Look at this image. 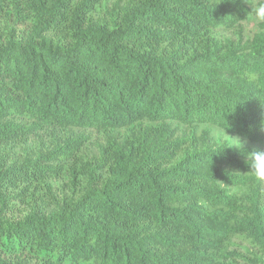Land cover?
<instances>
[{"label": "trees", "instance_id": "16d2710c", "mask_svg": "<svg viewBox=\"0 0 264 264\" xmlns=\"http://www.w3.org/2000/svg\"><path fill=\"white\" fill-rule=\"evenodd\" d=\"M103 1L73 8L71 0H35L46 27L68 28L73 42L0 47V143L41 127L105 131L176 121L215 126L264 149V29L245 44L192 47L210 30L244 22L250 1L136 0L111 31L86 22ZM167 133L147 129L136 149L114 148L104 182L69 208L12 225L15 240L84 264H227L235 239L264 254L262 183L249 176L241 149L181 156L183 141ZM83 144L67 141L8 175L24 183L56 176L61 168L48 163L74 159Z\"/></svg>", "mask_w": 264, "mask_h": 264}, {"label": "rangeland", "instance_id": "374dc122", "mask_svg": "<svg viewBox=\"0 0 264 264\" xmlns=\"http://www.w3.org/2000/svg\"><path fill=\"white\" fill-rule=\"evenodd\" d=\"M253 6L260 0H248ZM49 6V0H44ZM81 0H71L76 7ZM138 3L136 0H104L86 17V22L93 26H102L108 30L118 27L124 9ZM47 16L37 9L35 0H3L0 12V47L9 41L22 43L50 40L53 46L69 45L73 42V33L68 28L51 30L46 27ZM260 31L254 17L250 15L234 29L210 30L196 41L193 50H202L207 44H245ZM169 49V47H165ZM18 126L32 128L37 123L28 119L10 118ZM147 129L165 130L174 141H183L180 155L205 148L231 146L232 139H240L243 148L264 150L237 135H223L220 129L211 125L187 126L176 121L163 123L140 122L120 130L97 131L77 128H34L31 133L13 141L0 143V264H84L71 260L59 262L36 247L21 246L12 233V225L23 223L34 215L46 217L61 209L69 208L87 190L96 187L109 176L113 164L114 148L136 149L141 133ZM82 138L84 144L74 159L61 163H48L60 167L56 176L33 182H15L8 171L19 168L27 161H36L44 157L57 146L67 141ZM234 192H236L234 190ZM262 212L264 215V183H262ZM227 264H264V254L255 250L247 241L235 239L231 242Z\"/></svg>", "mask_w": 264, "mask_h": 264}, {"label": "clouds", "instance_id": "9594fccd", "mask_svg": "<svg viewBox=\"0 0 264 264\" xmlns=\"http://www.w3.org/2000/svg\"><path fill=\"white\" fill-rule=\"evenodd\" d=\"M251 14L254 17L257 27L264 29V0H260L254 7L251 6ZM220 135H223V129H217ZM231 146L241 149L246 156V164L249 168V176L257 182L264 183V150H255L247 152L243 149L240 139H232Z\"/></svg>", "mask_w": 264, "mask_h": 264}]
</instances>
